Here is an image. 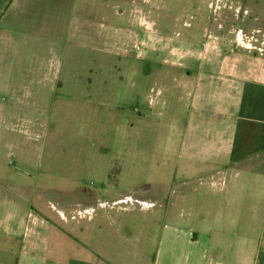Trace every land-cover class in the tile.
Segmentation results:
<instances>
[{
  "label": "rangeland",
  "instance_id": "1",
  "mask_svg": "<svg viewBox=\"0 0 264 264\" xmlns=\"http://www.w3.org/2000/svg\"><path fill=\"white\" fill-rule=\"evenodd\" d=\"M57 1L49 2L46 17L34 13L33 29L20 34L19 57L39 67L1 73L47 78L48 64L55 85L50 78L36 85V124L29 126L22 115H28L34 97L26 98L19 84L16 93H9L0 82V108L16 114L0 128V237H45L50 224L63 223L58 209L89 205L97 212L94 222L78 219L92 217L94 209H89L76 212V219L69 215L63 224L93 226L88 236L93 247L95 223L97 228L127 222L140 237L154 214L140 250L145 260L127 254L135 264H149L160 222L190 228L196 225L195 213L189 195L183 207L167 214L140 212L136 205L147 204L136 198L158 190L179 196L226 187L219 179L213 184L210 178L199 179L189 164L188 169L177 166V146L192 118L190 97L179 90V81L198 78L197 72L213 61L264 60V0ZM41 23L46 24L43 34ZM66 24L65 32L59 25ZM91 26L95 31L107 26L111 34L92 42L86 37ZM245 66L242 71L252 70ZM75 235L71 239L77 245L81 236Z\"/></svg>",
  "mask_w": 264,
  "mask_h": 264
},
{
  "label": "crops",
  "instance_id": "2",
  "mask_svg": "<svg viewBox=\"0 0 264 264\" xmlns=\"http://www.w3.org/2000/svg\"><path fill=\"white\" fill-rule=\"evenodd\" d=\"M49 2L51 0H0V38L5 39L0 46V52H3L0 82L6 85L9 93H16L15 85L19 84L24 86L26 98L34 97L33 105L29 104V116L19 114L25 117L24 123L29 126L36 124L32 118L37 114L36 85L48 82L49 78V83L55 85L51 66L46 65L49 74L41 79L34 75L17 77L13 71L3 76L1 73L11 67H39L38 63L19 57V38L21 33L33 29L31 17L34 13L46 17ZM67 2L57 1L61 4ZM41 25L40 32L37 28L39 34L46 29L45 23ZM59 28H65V32L69 29L67 24L59 25ZM82 29L85 34V28ZM106 29L104 26L95 31L91 26L86 29V37H91L94 42L101 35L111 34V29ZM6 40L11 45L9 50ZM244 64L251 65L252 70L242 71ZM58 65L62 67L60 62ZM207 65V70L197 72L198 78L186 77L178 84L179 90L187 91L185 93L190 97L192 118L183 141L177 146V166L188 169L190 165V172L199 179L210 178L212 184L219 179L226 187L221 191L206 189L204 193L193 190L191 194L185 192L179 196L174 190L171 194L158 190L136 198L147 204L145 207L136 205L140 212L161 211L167 214L171 208L178 210L183 207L189 195L191 215L195 213L196 225L190 228L169 220L160 222L159 219L156 252L149 264H264V71H261L264 60L226 59ZM15 115V110L8 113L5 107L2 108L0 128L6 126V117ZM114 201L121 202L122 199ZM136 206L128 211L135 210ZM89 209H94L92 217L78 219H87L91 224L97 215L92 206L69 205L57 211L66 223L69 215L76 219L72 217L76 212ZM151 216L145 222L144 233L140 237H136L135 228L127 222H113L108 227L99 225L97 228L95 223L93 247L88 242L93 226L78 223L71 226L50 224L45 237L38 234L20 240L3 236L0 237V264H135L127 254L137 253L145 260L140 250L148 242L146 229L155 223V215ZM75 232L81 236L77 245L71 239L76 236Z\"/></svg>",
  "mask_w": 264,
  "mask_h": 264
},
{
  "label": "bare ground",
  "instance_id": "3",
  "mask_svg": "<svg viewBox=\"0 0 264 264\" xmlns=\"http://www.w3.org/2000/svg\"><path fill=\"white\" fill-rule=\"evenodd\" d=\"M241 45H245L246 47H249V45L246 42H244V41H241Z\"/></svg>",
  "mask_w": 264,
  "mask_h": 264
}]
</instances>
